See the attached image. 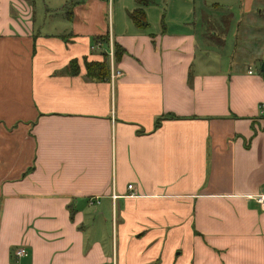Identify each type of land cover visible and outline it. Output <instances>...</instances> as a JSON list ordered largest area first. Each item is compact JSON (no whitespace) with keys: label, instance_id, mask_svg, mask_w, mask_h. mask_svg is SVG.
I'll return each mask as SVG.
<instances>
[{"label":"crops","instance_id":"1","mask_svg":"<svg viewBox=\"0 0 264 264\" xmlns=\"http://www.w3.org/2000/svg\"><path fill=\"white\" fill-rule=\"evenodd\" d=\"M263 63L264 0H0V264H264Z\"/></svg>","mask_w":264,"mask_h":264},{"label":"trees","instance_id":"2","mask_svg":"<svg viewBox=\"0 0 264 264\" xmlns=\"http://www.w3.org/2000/svg\"><path fill=\"white\" fill-rule=\"evenodd\" d=\"M123 53V50L118 46L115 48V52H113V55L115 56H121ZM118 58V57H117ZM85 70H86V76L90 79L103 81L105 79H108L109 77V66H108V60L107 55H104V59L101 62H84ZM77 67L75 65V62H71V72L76 73Z\"/></svg>","mask_w":264,"mask_h":264},{"label":"built area","instance_id":"3","mask_svg":"<svg viewBox=\"0 0 264 264\" xmlns=\"http://www.w3.org/2000/svg\"><path fill=\"white\" fill-rule=\"evenodd\" d=\"M116 75H119V73H117ZM259 111L264 114V104H261L259 106ZM128 189H132V185L131 184L128 185ZM113 197H115V196H113ZM254 200L259 205L260 209L262 211H264V187L254 197ZM89 203H91V201ZM14 254L16 256H18V257L26 256L27 255L26 251L23 248H16L15 251H14Z\"/></svg>","mask_w":264,"mask_h":264},{"label":"water","instance_id":"4","mask_svg":"<svg viewBox=\"0 0 264 264\" xmlns=\"http://www.w3.org/2000/svg\"><path fill=\"white\" fill-rule=\"evenodd\" d=\"M262 69L264 70V63L262 64Z\"/></svg>","mask_w":264,"mask_h":264},{"label":"rangeland","instance_id":"5","mask_svg":"<svg viewBox=\"0 0 264 264\" xmlns=\"http://www.w3.org/2000/svg\"><path fill=\"white\" fill-rule=\"evenodd\" d=\"M117 73H118V72H117ZM117 73H116V74H117ZM255 202H256V201H255Z\"/></svg>","mask_w":264,"mask_h":264}]
</instances>
